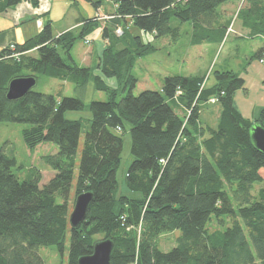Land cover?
<instances>
[{
    "label": "trees",
    "instance_id": "1",
    "mask_svg": "<svg viewBox=\"0 0 264 264\" xmlns=\"http://www.w3.org/2000/svg\"><path fill=\"white\" fill-rule=\"evenodd\" d=\"M22 1L0 0V13ZM84 1L95 8L103 4ZM110 1L118 8L102 31L108 44L98 61L100 74L72 56L75 44L100 28L95 18L58 37L49 21L38 35L0 52V122L24 124L30 149L45 142L58 147L42 158L54 172L43 186L36 168L20 179L16 158L0 147V264H46L43 248H55L61 259L67 252L66 264H78L93 253L98 237L114 242L110 264H264V154L249 134L255 123L264 127V107L253 120L237 111L235 94L246 91L241 73L216 71L210 88L205 76L168 75L160 90L133 94L136 61L156 51L142 33L176 42L180 25L190 23L193 46L223 44L228 26L218 24L219 8L230 0ZM245 1L238 13L243 27L251 38H264V0ZM254 60L264 63V43ZM39 76L83 89L91 83L108 96L88 104L91 118L79 161L82 123L65 114L82 110V99L34 90L16 101L7 98L12 80ZM171 103L185 109V120ZM211 105L221 108L216 126L201 120L202 109ZM125 123L134 158L126 175L131 196L118 194L123 139L117 131ZM73 189L74 201L92 194L77 229L69 222ZM174 231L181 232L176 245L160 250V237Z\"/></svg>",
    "mask_w": 264,
    "mask_h": 264
},
{
    "label": "rangeland",
    "instance_id": "2",
    "mask_svg": "<svg viewBox=\"0 0 264 264\" xmlns=\"http://www.w3.org/2000/svg\"><path fill=\"white\" fill-rule=\"evenodd\" d=\"M102 2L104 3V1ZM230 3L234 5L229 4L226 6L227 9L231 10L233 6L235 8L234 14L227 22L228 28L231 27L232 31L230 34H228L223 44L212 43L193 46L191 44L193 29L190 23H184L180 25V36L176 42H174L170 37H167V40L159 39L157 41L154 38V35L142 33L144 42H150L158 50L154 54L140 58L136 61L135 67L132 71V74L137 79L133 94L139 95L145 90H160L165 71L170 70L173 74L181 73L193 76L198 74V76H205V85L207 88H210L215 83L216 71L231 70L236 72L238 70V66L242 67V63L247 64L249 61V65L251 62V56H253V54L256 52L253 50V46L256 42L260 43V41L258 39L255 40V38H251L250 32L249 35L244 34L243 32L244 27L238 17V13L241 9L247 7V2L245 0H231ZM104 8L105 10L101 12V15L95 17V20H97L102 27L111 19L113 15V13L109 11L110 7L108 5H105ZM224 14L225 13L222 14L223 17H221L220 22L227 21L228 18L224 16ZM175 21L177 20L174 19L172 22L173 26H177L175 23H179ZM131 31L132 33L139 32L135 27H131ZM118 34L121 35L122 30H119ZM89 44V41H86V46ZM13 46L14 45H10L9 47L13 48ZM59 52L61 56L66 59V55L61 49H59ZM169 53H171V55H169ZM249 55L250 57H248ZM72 56L75 58L78 64L82 62L81 59L80 62L77 60L75 56V50L72 52ZM86 59L87 60H83V62L88 65L89 60L88 58ZM90 68L94 71V73L100 74L98 63L95 59L93 60ZM108 83L116 85V80H111ZM33 90L36 92L52 94L61 97L80 98L85 103V107L82 110L68 111L65 114L66 119L80 120L82 123V135L78 148L79 161L80 153L84 144L85 133L88 130L89 119L91 118L88 104L93 100L107 101V94L94 90V87L91 83L88 84L85 89H83L77 87L75 84L69 81L48 78L46 76H39L37 84ZM171 106L175 112L185 120V109L175 103H171ZM220 110L221 108L218 105L204 106L201 115L202 122L208 123L211 126H216ZM24 128V124L0 122V147H4L8 153H12L16 158L17 167L14 168V172L19 176L20 179H25L27 175L31 173L30 171L36 168L42 175V182L40 186H43L52 178L53 171L43 162L42 158L46 155L56 154L58 152V147L54 143L45 142L34 149L28 148L22 136V130ZM130 128V125L125 123L123 129L121 131H117L123 139V149L120 158L121 160L117 169L118 194L127 196L133 195V193L126 186V175L134 159L131 154ZM260 187L261 185H256L255 191H257ZM74 197L75 190L73 189L69 201L70 213L73 211L75 206L76 199L74 201ZM57 202L62 203V199L58 198ZM216 225L217 222L214 224V226ZM180 235V231H174L160 237V250L164 252L170 251L176 245V239ZM98 240H103V237H98ZM40 254L45 259L46 264H59L62 261L64 264H66L67 252L62 259L55 248H43L40 250Z\"/></svg>",
    "mask_w": 264,
    "mask_h": 264
},
{
    "label": "crops",
    "instance_id": "3",
    "mask_svg": "<svg viewBox=\"0 0 264 264\" xmlns=\"http://www.w3.org/2000/svg\"><path fill=\"white\" fill-rule=\"evenodd\" d=\"M96 1H104L106 4L103 3L99 8H95L91 3L84 0L22 1L17 6L0 13V52L10 45L22 44L30 38L38 35L49 21L51 22L54 35L58 37L66 31L79 28L84 20L94 19L96 16L101 15V12L105 10V5L110 7L109 11L111 13L114 14L117 11L118 5L110 0ZM230 2L231 0L219 8L220 19L223 17V13H225L224 16L228 18L226 22L219 21V25L227 26L228 20L234 14V6L231 10H228L226 7L229 4L234 5ZM104 26L102 27L100 25V28L95 30L93 34L88 35L85 39L80 40L75 44L72 52L75 50L77 60L79 62L80 59L82 60L80 64L76 62L79 66L90 67L94 59L98 63L101 53L107 44V41L102 35ZM243 29L244 34L249 35V30L246 28ZM257 39L260 43H255L253 46L254 51H257L262 47L264 43L263 37H256L255 40ZM162 40L167 39L164 38ZM86 41H89L90 43L87 46ZM157 50L158 49H156V51ZM169 55H171V53H169ZM248 57H250V55ZM86 58L89 60L88 65L83 62V60H87ZM236 72L241 73L244 78L246 82V91L240 90L235 94V108L243 117L252 120L256 119L259 116L258 113L260 114L261 109L264 107V63H261L258 60L251 61L249 65L242 63V67L238 66ZM164 73V78L168 75L193 76L181 73L173 74L170 70L165 71ZM195 76H198V74H195Z\"/></svg>",
    "mask_w": 264,
    "mask_h": 264
},
{
    "label": "water",
    "instance_id": "4",
    "mask_svg": "<svg viewBox=\"0 0 264 264\" xmlns=\"http://www.w3.org/2000/svg\"><path fill=\"white\" fill-rule=\"evenodd\" d=\"M34 77H21L12 80L8 87L7 98L16 101L26 96L36 86ZM251 143L256 150L264 154V127L255 123L249 130ZM92 200L91 193H83L76 198L75 206L70 214L69 222L72 229H77L85 221L89 205ZM114 242L111 239L98 241L94 245L93 253L83 256L78 264H110Z\"/></svg>",
    "mask_w": 264,
    "mask_h": 264
},
{
    "label": "built area",
    "instance_id": "5",
    "mask_svg": "<svg viewBox=\"0 0 264 264\" xmlns=\"http://www.w3.org/2000/svg\"><path fill=\"white\" fill-rule=\"evenodd\" d=\"M118 31H119V30H118ZM231 31H232V28H231V27L228 28V30H227V35L230 34Z\"/></svg>",
    "mask_w": 264,
    "mask_h": 264
}]
</instances>
